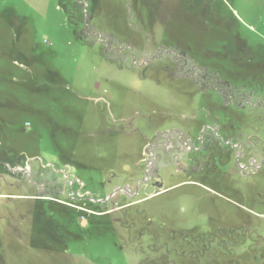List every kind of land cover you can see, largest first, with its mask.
Masks as SVG:
<instances>
[{
    "label": "rangeland",
    "instance_id": "1",
    "mask_svg": "<svg viewBox=\"0 0 264 264\" xmlns=\"http://www.w3.org/2000/svg\"><path fill=\"white\" fill-rule=\"evenodd\" d=\"M0 264H264V0H0Z\"/></svg>",
    "mask_w": 264,
    "mask_h": 264
}]
</instances>
